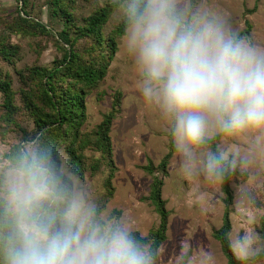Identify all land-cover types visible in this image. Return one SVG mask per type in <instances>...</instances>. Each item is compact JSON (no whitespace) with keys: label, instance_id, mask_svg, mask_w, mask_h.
Here are the masks:
<instances>
[{"label":"clouds","instance_id":"obj_1","mask_svg":"<svg viewBox=\"0 0 264 264\" xmlns=\"http://www.w3.org/2000/svg\"><path fill=\"white\" fill-rule=\"evenodd\" d=\"M125 65L146 117L162 128L174 176L223 197L237 264H264L253 214L264 197V44L215 0H110ZM135 216L107 203L44 128L0 139V264H161ZM180 243L174 264H215Z\"/></svg>","mask_w":264,"mask_h":264},{"label":"rangeland","instance_id":"obj_2","mask_svg":"<svg viewBox=\"0 0 264 264\" xmlns=\"http://www.w3.org/2000/svg\"><path fill=\"white\" fill-rule=\"evenodd\" d=\"M110 0H74L71 3L76 23L82 24L83 18L96 7L102 6ZM218 7L231 15L234 25L242 31L245 22L250 23L249 34L246 35L258 43L264 44V0H215ZM19 0H0V37L16 47L11 60L0 56V71L8 73L13 82V88L18 90L25 85L21 82L19 72L26 76L28 69L34 65L51 66L53 61L62 56V41L58 32L62 23L59 16L52 15L50 0H28L26 10L32 20H37L46 26L45 31L27 27L23 33L9 25L18 24L21 14ZM112 13L103 26L104 34H108L114 27ZM17 30V31H16ZM90 40L80 39L75 47L80 52H86ZM125 65L119 49L109 62L105 76L85 96V118L80 125L78 138H83L81 147L80 171L85 179L98 189L100 196L109 204L122 206L130 211L138 220L142 230L148 232L157 225L158 215L153 206L146 199L151 175L145 172L143 165L151 160L157 164L168 150V137L160 126L146 117L140 106L139 97L133 91V86L123 77ZM115 90L120 91L118 111L112 120L109 136L111 141L113 165L103 160L100 151L94 144L96 126L104 114L110 109ZM16 102L20 106L16 115L20 126L26 132L33 125L32 115L23 107L20 95H16ZM2 96L0 94V104ZM35 125V124H34ZM19 127H9L3 133L0 126V139L21 134ZM61 150L69 156L66 143L62 142ZM93 164L94 166L93 168ZM174 154L169 159L167 172L163 176L162 196L169 211L166 238L159 246L162 253L161 264H174L178 245H191L200 252L209 250L215 253V264H226V258L221 252L218 241L213 237V230L222 222L224 209V194L222 198L210 189L196 188L191 182L181 184L173 170ZM112 169L110 191L106 186V177ZM232 195L233 189L230 184ZM231 227L237 224V218L230 205ZM264 213V197L253 214ZM262 219V218H261ZM261 219L251 227L258 234L261 231Z\"/></svg>","mask_w":264,"mask_h":264},{"label":"trees","instance_id":"obj_3","mask_svg":"<svg viewBox=\"0 0 264 264\" xmlns=\"http://www.w3.org/2000/svg\"><path fill=\"white\" fill-rule=\"evenodd\" d=\"M19 2L21 13L18 15L19 23L9 25L8 28L11 26L12 30L16 28L25 33L30 24L41 31L47 30L44 24L29 18L26 10L28 0H19ZM72 2L74 0H50L51 14L59 16L62 23L61 30L58 32L59 40L64 45L60 59L53 61L51 66L34 65L28 69L26 76H23L20 71L21 82L25 86L18 90L13 88L11 76L0 71V94L2 96L0 126L3 133L7 132L9 127H19L23 133L26 132L16 119L20 110L16 102V95L19 94L22 105L32 115L35 126L46 129L58 145L62 142L66 143L69 157L78 168H81L79 150H81L84 139L78 136L82 135L79 134L80 125L85 118V96L89 89L105 76L109 62L117 49L119 33L115 25L108 34L103 32V26L112 13L110 1L92 10L83 18L82 24L75 21ZM245 25L241 32L248 35L250 23L246 21ZM3 39L0 37V56L11 60L16 47L6 43ZM80 39L90 40L84 53L75 47ZM112 97L111 107L96 126L94 134V144L103 160L107 161L110 166L113 165V160L109 131L118 111L120 91L115 90ZM172 154L170 142H168V150L157 164L148 160L142 166L145 172L151 175L146 199L158 215L157 225L148 234L158 246L166 238L168 225L169 211L162 196V185L163 176L167 172V165ZM94 166L96 165L93 164V168ZM111 177L112 169L105 181L109 191ZM223 194L222 222L218 228L213 230L212 235L219 243L221 252L226 258V264H237L222 234L224 230L231 227L230 205L233 195L230 184L225 185ZM261 231L264 235V213L261 219Z\"/></svg>","mask_w":264,"mask_h":264}]
</instances>
